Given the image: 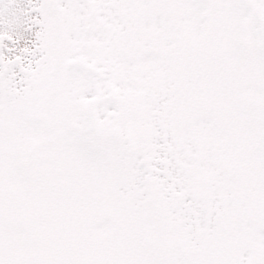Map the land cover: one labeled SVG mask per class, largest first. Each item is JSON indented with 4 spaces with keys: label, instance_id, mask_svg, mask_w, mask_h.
<instances>
[{
    "label": "snow or ice",
    "instance_id": "obj_1",
    "mask_svg": "<svg viewBox=\"0 0 264 264\" xmlns=\"http://www.w3.org/2000/svg\"><path fill=\"white\" fill-rule=\"evenodd\" d=\"M0 264H264V0H0Z\"/></svg>",
    "mask_w": 264,
    "mask_h": 264
}]
</instances>
